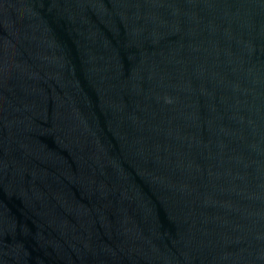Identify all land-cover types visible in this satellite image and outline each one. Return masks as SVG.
<instances>
[{
    "label": "water",
    "instance_id": "1",
    "mask_svg": "<svg viewBox=\"0 0 264 264\" xmlns=\"http://www.w3.org/2000/svg\"><path fill=\"white\" fill-rule=\"evenodd\" d=\"M0 264H264V0H0Z\"/></svg>",
    "mask_w": 264,
    "mask_h": 264
}]
</instances>
